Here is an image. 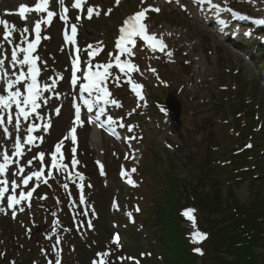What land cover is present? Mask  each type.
Instances as JSON below:
<instances>
[{"label":"rangeland","instance_id":"obj_1","mask_svg":"<svg viewBox=\"0 0 264 264\" xmlns=\"http://www.w3.org/2000/svg\"><path fill=\"white\" fill-rule=\"evenodd\" d=\"M163 2L144 0L142 4L141 0H121L117 5L116 0H89V6H84V10L77 13L81 18L69 21L68 29L74 23L78 31L84 34L80 35L75 46L64 41L65 23L59 18L61 9H51L58 13L51 24L57 26L60 51L54 53L53 48H49L50 38L41 39L34 55L40 57L37 61L41 68L38 80L51 84L52 79H56L57 84L52 92L44 93L48 98L47 103L38 109L40 112L37 110L43 119H37L35 114L28 120L21 118L20 129L17 131V136L23 141L27 136V125L40 123L36 137H43V140L41 142L36 139L31 145L25 144L23 156L12 157L15 162L9 166L8 177L10 181L15 179L20 184L21 177L13 173L19 167H24V175L38 171L41 168L38 154H45L46 165L52 149L62 140L61 151L67 157L69 170H61L59 176L53 174V183L38 185L34 199L30 200L31 206L27 201L22 202L15 210V218L5 206L6 197L0 202V207H4L7 213L0 212L1 249V241L5 238V241L15 243L11 252L15 254L23 239L21 241L27 245L28 252L33 254L26 261L18 260L17 254H6L0 264H49L48 260L55 264L57 258L61 264H93V261L100 260L97 254L103 252L111 253L107 257L109 264H136L132 256L140 257V253L147 251L152 256L145 257L144 264H175L180 255L176 250L179 243L173 236L172 248L171 244H163L161 229L164 224L160 219L163 211L169 212L180 228L188 230L193 236L197 232L194 228L197 222L202 227L200 229L205 228L210 232L204 245L207 254L202 257L195 255L193 260L196 264H214L216 259H220L223 264H231L235 258L233 249L228 250L230 245L225 242L228 235L223 239H216L227 220L225 218L230 216V193L233 192L235 200H239L241 204H249L254 200L249 185L254 182V189L258 196L263 195L260 197L264 202V65L262 66V60L261 65L256 62L263 59L259 53L262 51L260 48L256 50L257 46L251 44L264 36V27L256 25L264 20V0L207 1L202 5L196 0H174L172 4ZM214 5L217 7H213ZM90 6H96L100 14H93L91 19H87L85 9ZM149 6L159 8L160 11L147 13V29L162 38L167 47L164 51H153L147 45L139 44L133 48L134 55L121 56L122 60H130L138 68V71L129 75L142 85L144 99L141 100L132 92L129 77L114 66L113 57L120 54L116 49V37L122 18ZM183 6L187 13L182 12ZM109 9L110 14H106ZM18 10L15 9L17 16L14 18L0 16V20L16 27L9 38L12 43H8L3 39L4 28L0 26V59L7 57L4 68L10 79H15L20 70V66L14 68L11 64L12 48L17 44L26 46L22 43L21 33L25 27L29 29L28 38L34 39L31 29L37 20L32 12L26 18H21ZM220 11L225 12L224 16L215 17V12ZM201 12L206 15L207 12H212V21L221 19V25H225L221 28L223 35L214 34L213 28L206 31V28L201 27ZM247 14L254 17L250 18ZM250 19H255V22ZM212 25L219 29L215 23ZM249 27L254 30L251 31V38L240 33L248 32ZM41 28V36L49 37V26L42 24ZM13 35H17L16 40ZM62 42L69 46L65 48L61 45ZM87 44L93 46L85 49L87 64L113 63L110 70L112 75L104 85L111 92L109 99L117 103H96V94L93 93L89 97L93 103V118L88 116V109L84 111L81 119L84 125L77 127L78 141L73 144L70 138L64 139L73 126V106L76 100V88L67 86L69 62L73 52L77 48L87 47ZM103 45L104 49L99 54L89 55L97 46ZM168 52L172 55L168 56ZM238 56L241 57V65L238 64ZM24 70L26 71V66ZM60 76L63 78L60 79ZM117 76L120 77L119 80L115 79ZM5 87V82L0 80V89ZM63 92L67 95L62 104L60 100L63 98L60 96ZM168 93L175 95L180 102L181 114L176 128L165 111L164 100ZM0 94L6 92L0 91ZM45 107L47 111L43 109ZM57 108L60 110L59 114L65 110L68 119L53 134L54 118L59 116L55 114ZM12 111L14 116V106ZM238 112L240 117H236ZM2 114L5 117L7 115ZM109 116L115 123L107 122ZM90 119L92 123H89ZM49 121L51 127L44 131L42 123ZM100 123L104 127L98 126ZM14 124L15 121L13 124H5L9 134L14 130ZM120 124L124 126L120 127ZM78 129L82 132H78ZM240 130L242 132L238 134ZM237 135L243 142L252 138L254 143L253 149L246 151L252 158L247 157L240 164L249 165L253 162L256 168L242 175L233 168L231 170L228 166L224 167L225 161L231 159V155H236L233 151L238 143ZM7 137L4 128L0 127V153L7 151L11 155L14 145L5 140ZM73 147L76 149L75 158L79 161L74 168ZM243 153L245 152L241 151L237 154ZM0 157L3 158L2 155ZM29 160L32 161L30 166ZM212 160L215 166L206 172L201 171L209 167ZM124 166L127 175L119 178L118 172ZM76 173L83 175V181ZM129 179L133 183H129ZM39 183L41 180L37 181ZM81 183L82 191L78 187ZM62 184H67V188L62 187ZM61 187L69 198L65 199ZM26 188L23 191L27 192ZM215 188L219 190L215 192ZM20 189L21 187L17 191H22ZM43 195L47 197L45 200L41 199ZM81 195L84 203L80 202ZM212 195L218 197L219 201L210 214L205 205L202 208L199 201ZM168 198L170 205L164 210ZM135 201L143 206L142 212L137 216L138 220L131 214ZM186 205L196 206L198 212L195 210L193 216L195 220L197 218V222L186 216L182 219L177 213L179 208ZM20 207L24 208L23 212L19 211ZM60 219H63L62 225L59 224ZM210 221L215 226H210ZM258 229H264V224L258 225ZM117 235L120 238L119 246L112 242ZM254 236L253 231L245 229L236 234L234 240L245 239L251 244L255 254L262 258L264 249L261 245H264V239ZM213 241L218 246H213ZM165 251L168 256L164 254ZM216 251L219 254L215 258L211 257L210 254ZM157 254H162L163 257ZM120 257L124 259L120 260ZM181 257L185 258L186 255Z\"/></svg>","mask_w":264,"mask_h":264},{"label":"snow or ice","instance_id":"obj_2","mask_svg":"<svg viewBox=\"0 0 264 264\" xmlns=\"http://www.w3.org/2000/svg\"><path fill=\"white\" fill-rule=\"evenodd\" d=\"M87 0H74L73 3H71L72 9H78L81 12L84 10V5L86 4ZM209 3H211V0H208ZM57 3L61 9L59 13V18L64 21L65 23V29H64V41L66 43H70L72 45H76V36H77V25L71 24L70 25V34L68 31L69 27V16L68 6L65 5V0H57ZM120 0H116V4L119 5ZM141 3H144V0H141ZM50 0H36V3L34 7H26L25 5H21L18 14L21 18H26L25 14L28 12H36L37 14L40 13H46V15H43L40 17V19L36 20L34 22V26L31 29V33H34V39H29L28 35L29 29L28 27H25L21 30L22 33V43L26 46H21L20 44L14 45L11 51V64L15 68L16 66H20V70L18 74L15 75V79L8 78V72L5 70V60L7 57H4L3 59H0V80H3L6 84V87L3 89H0V91L6 92V94H0V127L4 128V132L6 135H9L8 128L5 126V124H13L15 121V128L17 131L20 129V123L21 118L24 120H28L30 116L33 114L36 115L37 119H43L38 113V109L41 108L42 104L47 103V97L44 96V93L46 92H52L57 84L56 79H52L51 84L44 82L41 83L38 80V77L41 73V68L38 66L37 61L40 60V57L38 55H34V53L37 50L38 45L41 42V39H49L50 37L41 36L42 28L41 25L50 26L52 23V20L54 17L58 15L57 12L50 10ZM217 7V6H213ZM149 11H155L159 12V8H153L152 6H149L148 8H142L140 11L134 13L133 15L128 16L125 20L121 28L119 29L120 36L116 42V48L119 49V55H115L113 57V60L115 62L114 66L119 69L121 73H124L127 75L128 83L131 85L132 90L136 93V95L143 100L144 96L142 95V85L136 83L131 76L129 75L132 72L138 71V68L136 65H134L130 60H122L121 56L123 54H128L129 56L134 55L133 48L136 47L137 44V37H139L141 40H143L148 47H150L153 51H164L167 47L166 44H164L162 38H158L156 34L152 33L149 34L147 31V25L144 23V21L147 19V13ZM217 11H219V8H217ZM111 9L108 10L106 14H110ZM93 14L99 15V10L96 6H90L87 8V16L89 19L92 18ZM81 17L79 15L76 16V19L79 20ZM260 23H264V20H261ZM0 26H3L4 33H3V39L8 42L12 43V41L9 39L14 31H16L15 25H9L7 21L0 20ZM89 48H92V45L88 46ZM77 53L79 52V48L76 49ZM102 51V47L97 46L94 49V52H90L89 55L93 56L96 54H99V52ZM168 56H171L172 53L168 52ZM24 66H26V71L24 70ZM95 68V70H93ZM113 68V63H104V64H96L93 65L91 62L87 65V70L83 72V79L87 81V83L80 84V92L81 93H88L90 96L95 93V100L96 103H100L101 101L104 104H116L117 102L115 100H110L111 92L109 89L104 85V82L112 75V72L110 71ZM80 71V60L79 56L77 55L73 59V67H72V77H71V83L73 86L77 85L78 81L80 80V77L77 76V72ZM153 72H155V69H152ZM63 77L60 76V79ZM116 80H119L120 77H115ZM23 89V90H22ZM84 104L87 105L88 110L91 111L93 107V103L91 100L85 99ZM13 106L15 108V115L13 116ZM56 114L59 115V108L56 110ZM2 113H7L6 117ZM100 114H103V109H101ZM81 115V109L77 105L76 111H75V120L73 121V126L69 129L68 134L64 137V139L71 138V141L73 144H76L77 142V127H83L84 122L80 118ZM96 120H99V116L96 117ZM93 121L90 119L89 123H92ZM107 122L109 124L115 123V121L112 120V118L109 116ZM98 126L104 127L103 123H100ZM120 127H123V124L119 125ZM51 127L50 121L43 125V128L45 131ZM40 128V125L37 124H30L27 127V136L23 138V141L21 137L17 136L14 141V151L11 155L7 151H4L3 153H0L3 157V162L0 163V177H5L4 179H0V202H3L5 200V194L11 191L10 195H7L6 197V204L8 209H13L12 216L15 218L16 211L15 208L18 205H21L22 202L27 201L30 205V200L33 195V192L35 191V187H33L31 190L25 192L20 191L17 195V189L20 187V184L17 183L15 179L9 181L7 179V173L9 171V166L14 163L12 157H21L24 154V145L28 144L31 145L35 142L36 139H40L41 142L43 140V137H36L32 135L33 132L37 131ZM129 131H131V128H129ZM114 134V129L112 130ZM63 144V140L58 142L55 146V151L51 153V168L57 169V170H67L68 165L63 164L62 161L64 160L63 154L61 153V146ZM75 152L76 149L73 147L72 153V167L74 168L79 161L75 158ZM59 154V157L58 155ZM44 157L45 154L43 152L38 154V158L41 162V168L38 171L31 172L28 175H24V167H19L16 173H13V175L20 176L22 179V184L24 186H27L30 181L35 178L36 181H40L42 177L44 176ZM99 163V162H98ZM32 164V161H28V165L30 166ZM134 172L135 169H132ZM101 172L103 174V166L101 165ZM52 173L51 171L48 172V176L51 177ZM76 175L79 177L81 181H83L84 177L80 173H76ZM122 175H127L126 173L122 172ZM69 178H71V173H69ZM44 183H47V180H43ZM129 183H133L131 179L128 180ZM38 186V184L36 185ZM65 188H67V184L64 185ZM78 187L83 190V184L81 183L78 185ZM46 197H41V199H45ZM80 202L84 203V197L81 195ZM138 210V209H137ZM19 211L23 212L24 208L20 207ZM194 209H188L185 211L184 215L189 219L195 222V217L193 216ZM0 212H5L4 207H0ZM5 214H7L5 212ZM130 215V214H129ZM58 223V222H57ZM89 227H91V222L89 221ZM207 238L206 233L202 232H195L194 239L199 242L203 241ZM119 236H115L113 238V243L117 244L119 246ZM59 242V241H57ZM196 252H199L202 254V250L200 248L195 249ZM110 252H103L98 253L97 255L100 257L99 261H93V264H109L107 257L110 256ZM120 260H123V257L119 258ZM49 264H53L52 261H49ZM55 264H61L60 259L55 260Z\"/></svg>","mask_w":264,"mask_h":264},{"label":"trees","instance_id":"obj_3","mask_svg":"<svg viewBox=\"0 0 264 264\" xmlns=\"http://www.w3.org/2000/svg\"><path fill=\"white\" fill-rule=\"evenodd\" d=\"M237 161V159H234V161H232L236 172L238 171L237 167H239ZM231 168L232 166L230 167V169ZM251 189L254 200L249 204H241L240 202L234 200L232 209L230 211V216L225 218L227 220L221 227V232L219 233V235L216 236V239H223L226 235H228V237L225 239V242L230 245V248L228 250L233 249L235 256L231 264H264V256L260 258L259 255H256L254 252L255 250H253V247L248 241H246L245 239L234 240L235 235L244 232L245 229L253 231V234L257 236L258 239H264V231H262L264 229H258V225L264 224V202L262 201V196L260 195V197L256 193L254 185L251 187ZM218 201L219 198L212 195L210 198L206 197L199 202L202 208L205 205V209L208 210L211 214L214 212L213 207L217 205ZM162 214V222L164 224V227L161 229V232L164 236L162 239L163 244H171L172 248L173 244L171 242L173 236L178 239L177 243H179V247L176 250L178 252L177 254L180 255L178 262H176L175 264H196L193 260V254L188 252L187 244L184 243L185 240L183 239L179 224L175 222L169 212L163 211ZM209 224L210 226H215V223H212L211 221L209 222ZM260 235H263V237H259ZM215 245L217 244L213 241V246ZM261 247L262 249H264V245H261ZM216 253L217 251L215 253H212V256L214 258L216 257ZM165 255L168 256L169 254L165 251ZM182 255H186V257L183 258L181 257ZM213 262L214 264H223L220 259H216Z\"/></svg>","mask_w":264,"mask_h":264},{"label":"bare ground","instance_id":"obj_4","mask_svg":"<svg viewBox=\"0 0 264 264\" xmlns=\"http://www.w3.org/2000/svg\"><path fill=\"white\" fill-rule=\"evenodd\" d=\"M173 1L174 0H161V3L163 2L165 4H172ZM216 1H220V0H216ZM73 2H74V0H65V5L68 6V8H69V11H68L69 21H73L76 18V16L78 15L77 13H79L78 12L79 11L78 9H72L71 8V3H73ZM35 3H36V0H0V16L3 17V16L6 15V16H9L11 18H14V17L17 16V14L15 13L16 12L15 9L16 8L17 9L20 8V7H16V6L25 5L26 7L31 8V7H34ZM88 4H89V0H87L86 4L84 6H89ZM49 7H50V10L52 8L58 9L59 5L57 3V0H50ZM183 11H185V13H187V9L184 6H183V9H182V12ZM32 14H34L33 16H35L37 18V20L40 19L41 16H43V14H41V13L40 14H37L34 11L32 12ZM216 14L217 13L215 12V15ZM224 14H225V12L224 13L219 12L217 14V16H219V15L224 16ZM28 15H29V12L25 14L26 17ZM207 15L210 16V17H207ZM207 15L205 13L203 14L202 12L200 13V18H202V20H200V22L202 24L201 27L206 28V31L209 28H213L214 34L217 35V34L220 33V35H223V33H221V31H219V29L215 28L212 25V23L219 24L218 22H215L216 20H214V21L211 20L212 19V17H211L212 16V12H207ZM250 21L255 22L252 19H250ZM58 34L59 33L57 32V26H56V24H54V23L51 24V26H49V28L47 29V35L50 37V43L48 45H49V48H51V49L53 48L54 53H57V52L60 51V48H59V46L57 44V42H58ZM81 34H83V32L82 33L81 32L77 33V37L76 38L79 39L80 38L79 36ZM212 35H213V33H212ZM233 41H235V40H233ZM61 45H63L65 48L68 46L67 44H65L63 42L61 43ZM230 54H231V52H230ZM226 55H227V51H226ZM237 60H238V64L241 65V57L238 56L237 57ZM65 95H67L66 92H63L61 94V96H60L61 98H63V101L66 98ZM43 109L45 111H47L46 107L43 108ZM42 112L43 111H41V113ZM67 119L68 118H67V115H66V111L63 110L61 112V114L59 116H57V118H54V126H53V129H52V133L55 134L58 130H60L62 128L61 126H63L66 123V120ZM79 132L80 133L82 132L81 129L79 130Z\"/></svg>","mask_w":264,"mask_h":264},{"label":"water","instance_id":"obj_5","mask_svg":"<svg viewBox=\"0 0 264 264\" xmlns=\"http://www.w3.org/2000/svg\"><path fill=\"white\" fill-rule=\"evenodd\" d=\"M167 102H168V107H169V111L171 112V116H172V119L175 123V126H178L177 125V120H178V116H179V103L174 99L173 96L169 95L167 97Z\"/></svg>","mask_w":264,"mask_h":264}]
</instances>
